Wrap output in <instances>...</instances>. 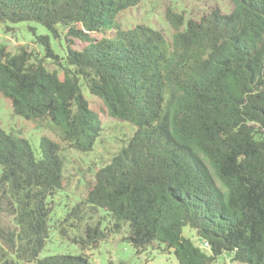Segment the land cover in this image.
<instances>
[{"label":"trees","instance_id":"trees-1","mask_svg":"<svg viewBox=\"0 0 264 264\" xmlns=\"http://www.w3.org/2000/svg\"><path fill=\"white\" fill-rule=\"evenodd\" d=\"M141 1L0 0V23L33 21L80 41L61 57L62 75L0 44V94L14 114L48 121L90 151L101 120L84 83L111 116L135 125L62 219L84 221L83 233L59 231L76 244L100 242L106 226L85 216L102 210L109 231L125 229L138 251L158 244L180 264H215L225 252L233 263L264 264V0H230L229 12L199 19L169 10L172 37L159 24L121 27L117 15ZM0 167V264H91L83 253L39 258L63 185L59 142L42 136L37 155L0 125Z\"/></svg>","mask_w":264,"mask_h":264},{"label":"rangeland","instance_id":"rangeland-1","mask_svg":"<svg viewBox=\"0 0 264 264\" xmlns=\"http://www.w3.org/2000/svg\"><path fill=\"white\" fill-rule=\"evenodd\" d=\"M220 9L226 13L233 8L230 0H142L139 5L126 9L117 15L122 28H130L137 24H146L154 27L161 25L168 37L176 31L167 18L169 10L181 13L186 18L199 19L213 9ZM38 35L48 36L44 40ZM68 30H59L58 35L52 34L46 27L33 21L19 23H0V44L6 45L11 53L25 49L32 59H41L51 70L63 74L64 60L67 47H78L80 41L73 36L67 38ZM94 37H101V33H92ZM48 45L58 54V58L51 56ZM83 93L89 101L90 108L95 111L101 120V131L93 148L84 152L75 149L68 142L61 139V130L50 122L28 120L13 113L11 102L0 94V125L7 132L26 138L35 154L40 155V141L47 136L59 142L64 159L63 185L53 198L51 218V231L49 239L41 251L39 258L58 254H85L91 264H180L173 250L166 249L164 245L153 244L144 251H138L128 241L125 229L115 233L109 231L113 222L103 219L104 212L96 211L87 222L95 224L101 220L100 228H107L108 237L97 243L87 242L76 244L66 239L61 233V226L65 225L71 235L83 233L84 221L77 228L70 227L72 219L64 224V215L76 203L85 199L89 186L94 181L95 171L111 160L113 155L126 145L128 138L135 130V125L120 121L109 113L105 103L97 96L92 95L89 88L83 83ZM1 172V167H0ZM184 234L192 238L197 244L203 245L195 230L184 228ZM204 246V245H203ZM231 254L225 252L219 256L215 264H239L230 262ZM22 264H35L22 263Z\"/></svg>","mask_w":264,"mask_h":264}]
</instances>
